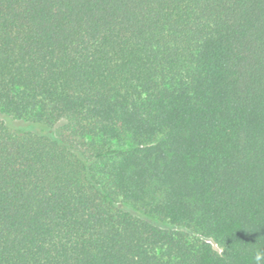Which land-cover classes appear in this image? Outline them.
<instances>
[{
	"label": "trees",
	"instance_id": "1",
	"mask_svg": "<svg viewBox=\"0 0 264 264\" xmlns=\"http://www.w3.org/2000/svg\"><path fill=\"white\" fill-rule=\"evenodd\" d=\"M0 114V264H264V0H0Z\"/></svg>",
	"mask_w": 264,
	"mask_h": 264
},
{
	"label": "rangeland",
	"instance_id": "2",
	"mask_svg": "<svg viewBox=\"0 0 264 264\" xmlns=\"http://www.w3.org/2000/svg\"><path fill=\"white\" fill-rule=\"evenodd\" d=\"M0 120L6 122L9 126H11L14 129H18V128L23 127V124L20 121L9 119L2 114H0Z\"/></svg>",
	"mask_w": 264,
	"mask_h": 264
},
{
	"label": "clouds",
	"instance_id": "3",
	"mask_svg": "<svg viewBox=\"0 0 264 264\" xmlns=\"http://www.w3.org/2000/svg\"><path fill=\"white\" fill-rule=\"evenodd\" d=\"M260 259V257H259V255L257 256V260H259Z\"/></svg>",
	"mask_w": 264,
	"mask_h": 264
}]
</instances>
